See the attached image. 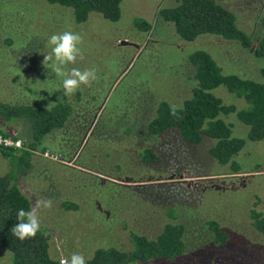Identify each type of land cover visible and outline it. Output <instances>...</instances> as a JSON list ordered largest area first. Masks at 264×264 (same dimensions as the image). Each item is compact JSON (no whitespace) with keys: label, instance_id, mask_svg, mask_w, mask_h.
Returning a JSON list of instances; mask_svg holds the SVG:
<instances>
[{"label":"trees","instance_id":"obj_1","mask_svg":"<svg viewBox=\"0 0 264 264\" xmlns=\"http://www.w3.org/2000/svg\"><path fill=\"white\" fill-rule=\"evenodd\" d=\"M34 1L64 10L66 15L61 13L65 18L63 22L70 17L72 23L78 26L87 24L93 16L118 22L122 17L124 0ZM34 7L33 0H0V39H3L0 40V96L8 98L0 99V132L5 137L23 141L20 149L0 146V156L10 165L8 173L0 175V247L11 253L12 264H61V260L54 258L50 252V237L44 226L35 237L25 240H20L11 232L12 227L19 223L18 210L32 209L31 202L19 188V175L34 166L37 153L44 154L46 151L60 155L65 163L75 165L59 162L60 167L82 173L88 171L90 178L94 177L100 183L99 187L105 190V194L106 190L114 194L110 202L106 199L107 209H104L114 217L115 233L119 230L126 233L125 241L117 237L121 240L120 246L97 248L86 260L87 264L174 261L184 257L188 251L192 253L196 250L197 257L205 253L218 255L229 249L231 244L235 246V253H240L236 239L238 234H232L236 232L230 225L237 217L231 219L232 207L224 208L225 201L217 200L216 194L211 195L213 189L207 188L201 193L193 191L195 195H206L212 199L208 202L206 198L205 206H199L193 199L183 203L168 195L170 187L177 186L175 184L123 185L116 181H122V175L132 172L137 166L162 163L161 156L150 141L168 132H175L190 145H199L205 138L211 139L214 145L209 149L210 155L223 166L233 163L247 140L234 137L232 126L224 118L236 114L249 127L248 141H262L264 83L225 74L209 52L199 49L188 57L195 72V85L192 96L181 106H173L154 94L144 93L138 95L136 105L127 102L128 111L122 112L115 103L109 106L113 82L102 91L98 79L88 86L82 85L68 96L64 93L63 78L43 65L44 55L48 53L46 48H42L49 46L47 39L42 40L44 45L41 50L32 43V46H26L29 49L25 50V62H18L17 57L7 54L9 50L16 51L12 46L23 39L18 25H25L26 29L23 28L29 35L28 40L35 35L34 32L30 36L32 29L28 26L31 23L27 24L22 17L31 15ZM158 15L172 24L177 36L185 42H194L203 35L217 36L264 60V4L255 16L256 29L252 32L241 27L237 10L220 0H176L175 6L160 9ZM52 20L57 22L58 19L53 17ZM134 26L145 32L151 29L150 23L143 19H136ZM2 41L9 50H5ZM6 58L9 63H5ZM73 67L82 69L80 61H77L67 65L66 70L70 71ZM4 71L8 72L6 78L2 75ZM221 87L244 99L248 107L238 111L236 106L226 105L215 93ZM119 118L125 120L124 127ZM20 121H25L30 127L28 140L13 136L6 130L8 125ZM121 132L124 136H119ZM119 142L129 147L109 148ZM101 163L103 165L99 166ZM233 164L229 174H240ZM160 193H164V197ZM117 201L122 203L119 207L116 206ZM61 207L73 211L79 205L65 201ZM244 213L239 218L246 217L250 221L243 233L250 238L255 237L257 242L254 241L253 245L256 242V246H264V211L254 207ZM262 256L264 251L260 248L259 259Z\"/></svg>","mask_w":264,"mask_h":264},{"label":"rangeland","instance_id":"obj_2","mask_svg":"<svg viewBox=\"0 0 264 264\" xmlns=\"http://www.w3.org/2000/svg\"><path fill=\"white\" fill-rule=\"evenodd\" d=\"M220 1L237 10L243 29L249 32L256 29L255 16L263 7L264 0ZM33 3L35 7L31 15H21L27 24L31 23L28 26L32 29L30 36L34 32L35 35L28 40L25 25H18L23 41L20 40L12 46L16 51L9 50L2 41L5 50H9L7 54L17 57L18 62H25V50L29 49L26 46H32L31 43L40 49L44 45L42 40H48L54 33H80L83 37V43L80 45L83 59L78 58L77 61H80L83 70H97L102 91L107 90L113 82L109 106L115 103L122 112L128 111L127 102L136 105L138 95L144 93H150V96L154 94L173 106H181L192 96L195 85V72L188 62V57L199 49L209 52L225 74H235L264 83V60L256 58L240 45L212 35H203L194 42L181 40L173 25L158 15L160 9L175 6L176 0H124L121 5L122 17L118 22H109L100 16H93L87 24L78 26L72 23L70 17V20L63 22L65 18L61 13L66 15L64 10L51 8L42 1L33 0ZM53 17H57L59 21L51 22L54 21ZM136 19L149 22L150 31L136 28ZM45 48L49 54L51 47L44 45L42 49ZM4 60L9 63L8 58ZM7 74V71L2 72L5 78ZM215 93L226 105L236 106L238 111L248 107L244 99L237 98L223 87L215 90ZM126 95H129L128 101ZM0 99L8 100L5 95L0 96ZM119 119L124 127L125 120ZM224 119L232 126L234 137L247 140L244 149L233 160L235 165L231 162L223 166L210 155L209 149L214 145L211 139L205 138L199 145H190L175 132H168L163 137L150 141V145L161 156L162 163L139 168L137 166L138 169L122 175V181L116 182L123 185L175 184L177 186L170 187L168 195L183 203L193 199L199 206H205L206 198L208 202L212 199L206 195H195L193 191L201 193L208 190L207 188L213 189L211 195L216 194L217 200L225 201L224 208L232 207L231 219L237 217L230 225L236 232L232 234H238L236 239L240 245V253H235V246L231 244V250H223L218 255L205 253L197 257L196 250L192 253L188 251L184 257L174 261H151L145 264H264V257L259 259L260 248L264 251V246L259 243L260 246H256L255 237L250 238L243 233L250 220L244 216V219L239 218L254 207L264 211V139L259 142L248 141L249 127L243 124L236 114ZM7 129L13 136L28 140L30 127L25 121L10 124ZM119 136L124 134L121 132ZM112 145L109 148L125 149L128 146L120 142ZM35 159L34 166L19 175V188L32 207L39 199L53 200L51 208L38 210L41 226L48 229L52 256L62 260L70 258L73 253H82L87 260L97 248L120 246L122 243L117 237L124 240L126 233L122 230L115 233L112 223L114 217L104 209H107L106 199L110 202V199L114 198L112 191L106 190L105 194V190L99 187L100 183H97L94 177L90 178L91 173L88 171L82 173L71 171L68 167H60L59 162L75 166L65 163L62 159L53 161L45 158L43 153H37ZM102 163L99 166L103 165ZM232 164L235 169L240 170V174H229L232 172ZM9 170L10 165L0 156V175L7 174ZM146 180H149L148 183L141 182ZM164 195L160 193L161 197ZM65 201L75 202L79 208L67 211L61 207ZM121 204V201H117L116 206ZM0 264H12L11 253L1 247Z\"/></svg>","mask_w":264,"mask_h":264},{"label":"clouds","instance_id":"obj_3","mask_svg":"<svg viewBox=\"0 0 264 264\" xmlns=\"http://www.w3.org/2000/svg\"><path fill=\"white\" fill-rule=\"evenodd\" d=\"M83 37L74 31H63L52 34L48 39L51 47L49 54L44 55L43 65L51 69L57 77H62V85L65 95H72L81 88L82 85L88 86L98 79L95 68L84 69L73 67L70 71L66 70L69 64H75L77 59H83V50L80 47ZM51 62V63H49ZM53 206L51 198L39 199L30 211L18 210V224L11 229L13 235L20 240L35 237L41 230V221L38 210L41 208L49 209ZM61 264H87L82 253H73L70 258L62 259Z\"/></svg>","mask_w":264,"mask_h":264},{"label":"built area","instance_id":"obj_4","mask_svg":"<svg viewBox=\"0 0 264 264\" xmlns=\"http://www.w3.org/2000/svg\"><path fill=\"white\" fill-rule=\"evenodd\" d=\"M0 146L7 147V148H22L23 147V141L21 139H14L12 137H5L1 132H0ZM43 156L47 159L53 160V161H58L61 160L60 155L54 154L50 151H46Z\"/></svg>","mask_w":264,"mask_h":264},{"label":"water","instance_id":"obj_5","mask_svg":"<svg viewBox=\"0 0 264 264\" xmlns=\"http://www.w3.org/2000/svg\"><path fill=\"white\" fill-rule=\"evenodd\" d=\"M127 42H123V44H126Z\"/></svg>","mask_w":264,"mask_h":264}]
</instances>
